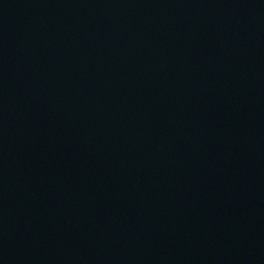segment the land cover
<instances>
[{
    "label": "water",
    "instance_id": "water-1",
    "mask_svg": "<svg viewBox=\"0 0 264 264\" xmlns=\"http://www.w3.org/2000/svg\"><path fill=\"white\" fill-rule=\"evenodd\" d=\"M0 264H264V0H0Z\"/></svg>",
    "mask_w": 264,
    "mask_h": 264
}]
</instances>
